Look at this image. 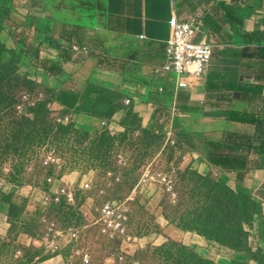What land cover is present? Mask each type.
I'll use <instances>...</instances> for the list:
<instances>
[{
  "label": "rangeland",
  "instance_id": "obj_1",
  "mask_svg": "<svg viewBox=\"0 0 264 264\" xmlns=\"http://www.w3.org/2000/svg\"><path fill=\"white\" fill-rule=\"evenodd\" d=\"M36 1L53 17V29L49 28V21L42 24L46 40L52 30L57 38L68 41L67 48L72 42L83 43L91 48V57L113 58L130 64L133 70L142 64L138 60H143L140 55L147 50L146 44L138 39L106 34L105 0ZM12 2L0 0L2 43ZM26 36L28 40L30 36ZM53 45L62 47L58 41ZM25 46L1 54L2 61H13L18 68L31 65L34 70L29 73L19 74L18 70V76L25 80L21 93L33 99L40 92L43 98L34 106L22 103L19 109L15 107L17 113L0 123V180L20 188L32 186L43 190L48 187L50 176H55V189L62 181L77 187L90 181L92 190L77 195L79 206L64 208L62 212L66 222L78 226L85 223V215L79 210L81 204L96 216L101 201L132 198L129 201L132 240L124 248L141 264H194L177 247L184 245L167 240L166 224L203 237L216 253L212 258L198 256L213 264H217L216 256L223 248L247 252L259 264L264 263V253L254 249L255 240L264 235V209L249 193L230 186L227 179L214 172L191 165L179 166L178 155L174 158V149L165 145V132L174 128L176 118L158 108L152 112L148 128L141 129L139 118L132 111L133 98L126 105L125 95L104 84L74 81L72 71L62 75L56 66L49 69L52 64L44 60H21L27 52ZM116 113H123L119 120L124 129L111 134L101 128L100 120H111ZM80 114L98 118V130L79 129L75 117ZM65 115L72 116L69 127L53 123ZM49 153L59 158L61 166L57 171L43 164ZM117 154H124L125 160L117 162ZM151 163L164 172L175 171L174 195L164 194L159 187L133 193L144 168ZM10 210L20 216L19 207ZM38 212L36 207L28 217L27 228L32 232L42 228L37 220ZM86 239L96 261L111 256L119 247L117 242L106 241L95 230Z\"/></svg>",
  "mask_w": 264,
  "mask_h": 264
},
{
  "label": "crops",
  "instance_id": "obj_2",
  "mask_svg": "<svg viewBox=\"0 0 264 264\" xmlns=\"http://www.w3.org/2000/svg\"><path fill=\"white\" fill-rule=\"evenodd\" d=\"M174 13L178 20H194L211 45L205 73L182 76L185 87L176 86L173 74L156 78L150 73L164 61ZM48 21L53 29V17L38 1L13 0L1 35L4 45L10 51L27 45L21 60L47 61L52 64L49 69L56 66L62 75L72 71L74 81L104 84L133 98L132 111L141 129L148 128L151 121V105L170 114L174 102L181 112L173 128L174 158L178 155L179 166L214 172L230 186L249 193L264 209V0H105L106 34L138 39L148 46L140 55L143 60H138L142 64L134 70L113 58L91 57L90 51L74 54L65 46L68 41L57 38L52 30L46 40L42 24ZM56 41L62 44L59 50L54 48ZM32 69L24 64L19 74ZM122 117L123 113H116L107 120L110 130L118 133L124 129ZM75 122L87 132L99 127L94 116L76 115ZM28 189L5 184L0 193V264H78L68 251L51 256L32 248L31 239L42 228L35 232L27 228L37 196ZM13 206L20 208V216L11 213ZM165 233L167 240L181 243L203 258L216 253L199 235L167 224ZM223 249L216 256L217 264H259L247 252ZM254 249L264 253V235L255 240Z\"/></svg>",
  "mask_w": 264,
  "mask_h": 264
},
{
  "label": "built area",
  "instance_id": "obj_3",
  "mask_svg": "<svg viewBox=\"0 0 264 264\" xmlns=\"http://www.w3.org/2000/svg\"><path fill=\"white\" fill-rule=\"evenodd\" d=\"M171 33L165 46V58L161 66L153 67L151 74L156 77L173 74L176 77V86L185 87L186 84L180 79L184 75L198 76L205 73L211 57V45L203 37L198 24L194 20H178L174 13L169 21ZM144 39V36H139ZM69 48L74 54H88L90 49L85 44L73 43ZM163 92V87L158 88ZM43 94L37 93L31 99L25 93L21 96V102L28 106H34L37 101L42 100ZM17 106V109L20 106ZM126 105L131 103L130 98L124 100ZM157 107L151 105L150 110ZM171 117L174 119L181 116L180 109L173 102L169 108ZM72 116L65 115L56 118L55 123L69 125L72 123ZM101 128L110 130L107 120H101ZM165 145L171 148L176 146V137L172 127L165 132ZM117 162L125 160L124 154L116 155ZM43 164L55 171L60 167L59 158L54 153H49ZM175 171L164 172L157 169L153 164H149L143 170L142 176L133 193L147 192L152 187H159L166 195H174ZM49 185L43 190L29 186L31 193L37 192L34 198L35 206L39 208L37 214L38 223L42 225V232L39 236L31 239L34 250L41 251L44 255L62 256L64 251L69 252V258L78 264H141V262L130 254L124 244L132 240L130 200L106 199L98 206L96 216H93L89 207L81 204L79 210L85 215V223L73 225L66 222L62 216L64 208L79 206L77 195L79 192H89L92 190L91 182L85 181L77 187L69 181H62L58 188L54 190L56 182L55 176L49 177ZM5 181L0 180V193L4 192ZM86 209V210H85ZM92 230L99 236L111 243H118L119 247L113 254L102 261L93 258L91 247L86 244V239Z\"/></svg>",
  "mask_w": 264,
  "mask_h": 264
},
{
  "label": "trees",
  "instance_id": "obj_4",
  "mask_svg": "<svg viewBox=\"0 0 264 264\" xmlns=\"http://www.w3.org/2000/svg\"><path fill=\"white\" fill-rule=\"evenodd\" d=\"M54 48L59 50L60 47L54 46ZM6 52H8V49L0 39V123L2 121L5 122L6 119L13 117V115L17 113L15 107L22 103L21 96L25 94L21 93L25 80L18 76L19 68L16 66V63H14L13 61L4 63L2 61L1 54H4ZM53 123L55 122L53 121ZM70 125L71 123L69 125L59 124L60 127H69ZM171 244L177 245L174 242H171ZM177 247L180 248L185 255H187V259L190 263L213 264L208 260L199 257L196 253H194V251H191L184 246L177 245ZM261 264L264 263L262 262Z\"/></svg>",
  "mask_w": 264,
  "mask_h": 264
}]
</instances>
